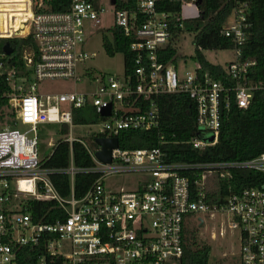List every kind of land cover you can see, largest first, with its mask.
Masks as SVG:
<instances>
[{
  "label": "built area",
  "instance_id": "obj_1",
  "mask_svg": "<svg viewBox=\"0 0 264 264\" xmlns=\"http://www.w3.org/2000/svg\"><path fill=\"white\" fill-rule=\"evenodd\" d=\"M170 1L135 0L134 9H115L108 0L114 9L111 28L134 38L129 45L135 56L133 74L117 77L85 68L89 91L44 94L37 92L40 82L81 80L82 63L95 56L82 49L85 35L101 24L105 2L0 0V43L23 40L22 68L7 59L13 49L7 55L4 43L0 48V79L11 89L0 97L14 111L8 116L1 113L6 107L0 108V264H17L22 247L39 251L35 264H178L185 232L192 225L211 228L215 238L229 237L235 264H264V183L224 195L220 189L231 170L264 173V153L248 160L186 163L167 161L160 146L127 150L118 144L110 162L101 163L95 157L99 146L91 148L71 134L74 111L88 104L102 117L94 139L116 138L121 130L151 131L159 126L155 99L181 93L195 106L199 130L188 143L203 149L217 141L222 110L232 102L246 110L263 96L264 79L253 77L256 61L242 59L251 28L248 4L236 3L220 31L231 41L234 57L222 66L223 75L215 78L199 64L193 71L181 72L178 64L160 59V53L175 44L179 35H174V28L182 27L180 21L199 16L195 1L181 0L179 14L160 10ZM140 98L150 100L146 111L139 112L136 106ZM18 123L30 127L25 132L9 128ZM41 124H59L57 134L69 144L82 143L93 165L76 168L70 162L59 170L43 167L37 151ZM163 142L161 137L159 145ZM56 172L70 178L67 197L50 179ZM89 172L98 177L81 197L74 196V175ZM126 175L138 179L129 188L107 189L109 179ZM28 200L55 201L65 217L36 222L27 210Z\"/></svg>",
  "mask_w": 264,
  "mask_h": 264
},
{
  "label": "trees",
  "instance_id": "obj_2",
  "mask_svg": "<svg viewBox=\"0 0 264 264\" xmlns=\"http://www.w3.org/2000/svg\"><path fill=\"white\" fill-rule=\"evenodd\" d=\"M195 1L199 16L193 19L180 21L182 27L174 28V35H179L185 30L193 32L192 43L195 47L194 57L197 63L209 71L214 77L223 75L220 64L208 62L202 55V50H226L232 48L228 38L220 34L222 27L229 23L234 6L238 2L248 4L247 21L251 23L250 34L243 47L242 59L256 61L255 80L264 79V0H184ZM181 0H171L160 5V10L179 14ZM135 0H115V9H134ZM178 23V22H176ZM134 40L133 36H126L116 28H111L110 37L103 36V48L108 56L117 53L123 55L124 74H133L134 54L129 45ZM13 49L7 57L10 63H15L22 68L19 52L22 39L12 38L5 40ZM0 43V48L2 46ZM164 63L177 65L176 49L168 46L160 53ZM216 75V76H215ZM9 86L0 79V95L9 92ZM156 103L159 111V126L151 131L121 130L117 135L119 147L122 149L152 148L160 146L165 153L167 161L186 163H209L217 161L248 160L264 153V94L257 98L246 109H239L233 102L228 110H222L217 141L214 145L203 149H195L188 143L190 139L199 134L196 126V112L193 102L185 94H168L157 97ZM150 100L142 98L136 101L140 106L139 112L148 109ZM6 107L8 116H14L7 100L0 97V108ZM2 115L0 114V119ZM100 117L88 104L75 110L73 122L78 124L95 123ZM102 119V117H101ZM67 132V126L61 127V133ZM163 137V143L159 140ZM84 142V141H83ZM86 144V143H85ZM96 148L94 137L87 144ZM43 167L48 169H64L72 162L76 168H89L93 161L85 146L77 141L69 144L60 138L54 145L51 153L42 160ZM191 174V173H190ZM96 173H77L73 179V193L81 197L91 184L96 180ZM50 179L57 192L67 197L70 194V178L66 174L52 173ZM264 183V173L254 170H231L230 176L220 182L222 194H229L244 187L257 186ZM27 210L36 222H53L56 217L64 218L65 212L58 208L55 201L26 202ZM190 226L185 232L183 255L178 264H209L210 246L199 240L196 230ZM36 248L22 247L18 252L17 264H35Z\"/></svg>",
  "mask_w": 264,
  "mask_h": 264
},
{
  "label": "rangeland",
  "instance_id": "obj_3",
  "mask_svg": "<svg viewBox=\"0 0 264 264\" xmlns=\"http://www.w3.org/2000/svg\"><path fill=\"white\" fill-rule=\"evenodd\" d=\"M104 2L107 9L101 16V24L96 30L93 28L89 30L88 34L85 35L84 43L82 45L84 52L88 55L95 54V56L88 58L82 63L80 68L81 80L75 84L71 79L40 82L37 90L38 93L50 94L69 92L73 90L78 92L89 91L90 83L87 77L83 74V72H85V68L93 74L106 73L117 77L123 76V55L117 53L112 57L108 56L103 48V36L110 37V30L114 24V9L108 0H104ZM193 35V32L185 30L179 34L174 44L176 49V60L181 72L186 70L193 71L198 65L197 60L194 57L195 47L192 43ZM2 43H4V41H2ZM201 53L208 62L220 64L221 66H224L225 63L232 61L234 57L231 49L202 50ZM33 80V76L30 75L29 83ZM101 123V119L97 120L95 123L83 125L73 122V125L71 126V134L73 137L79 138L88 144L90 139L98 132L101 127ZM29 127V125L21 123L9 126L10 129H16L20 132L27 131ZM59 127V124H41L38 126L37 151L40 160L45 159L51 153L53 145L60 138H63V135L57 134V129ZM26 135L31 137L33 136V132H27ZM137 179V175L116 176L107 181L106 187L107 189H116V187L119 188L121 186L129 188L133 185L134 180ZM191 229L196 230V235L199 240L210 246L209 264H235L234 249L230 244L229 237L225 240L215 238L213 236L212 229L209 227H192Z\"/></svg>",
  "mask_w": 264,
  "mask_h": 264
},
{
  "label": "water",
  "instance_id": "obj_4",
  "mask_svg": "<svg viewBox=\"0 0 264 264\" xmlns=\"http://www.w3.org/2000/svg\"><path fill=\"white\" fill-rule=\"evenodd\" d=\"M111 3H115V0H111ZM197 6V3H196ZM3 50L7 55H10L12 53V48L10 45L6 42L3 45ZM108 110H105L103 112L104 115H108ZM213 140V137H209L208 141L211 142ZM94 142L97 146H99V150L95 152V157L101 162V163H109L111 160V151L113 149H116L118 147V142L116 138H102L97 137L94 139Z\"/></svg>",
  "mask_w": 264,
  "mask_h": 264
}]
</instances>
